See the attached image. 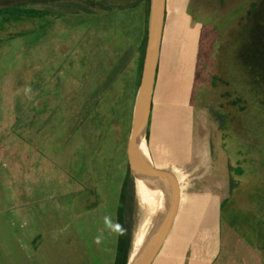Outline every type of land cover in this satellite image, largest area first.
Returning a JSON list of instances; mask_svg holds the SVG:
<instances>
[{"label": "rangeland", "instance_id": "1", "mask_svg": "<svg viewBox=\"0 0 264 264\" xmlns=\"http://www.w3.org/2000/svg\"><path fill=\"white\" fill-rule=\"evenodd\" d=\"M64 1L88 0H0V8L24 4L57 11L56 4ZM122 3L110 0L107 4ZM150 9L151 0L148 30ZM111 13H101L97 20L103 24L126 17L117 10ZM129 13L135 21L132 30L126 20L120 25H103L106 34L95 33L97 20L86 15L51 16L48 26L40 19L0 25V46L16 38L26 47L23 52L9 48L0 53V264L113 262L117 231L107 226L105 218L116 224L120 189L116 180L129 170L127 141L120 154L114 151L119 130H111L109 139L103 137L106 130L103 134L99 129L91 130L90 137V124L82 125L83 115L98 120V101L102 100L98 96L102 92L92 96L89 112L83 106L88 92L83 91L82 84L98 80L91 63L101 67L106 53L112 58L110 51L117 45L123 47L118 54L121 59L127 56L125 50L132 49L124 60V73L134 69L140 56L136 28L145 30L146 11L141 5ZM126 31L132 39L123 37ZM19 34L26 35L17 38ZM109 34L116 38L112 41ZM167 71L172 78L183 73L185 79L180 77L178 82L179 98L162 100L157 95L155 111L160 104L170 110L188 105L183 100L187 90L192 109L190 113L178 110L174 124L183 130L189 115L190 129L198 140L195 153L184 157L189 162L161 166L176 174L181 193L168 242L180 243L183 249L191 247L184 252L187 258L210 259L225 230H237L247 223L264 234V0H166L159 81ZM57 84L61 88L58 93ZM168 85L163 81L159 90L166 93ZM25 86L32 89L31 99L24 94ZM48 86L53 90L55 115L48 118L45 132L36 138L31 136L34 129L26 132L24 128L29 121L39 124L47 118L51 98ZM131 89L130 83L128 93ZM174 89L179 90L176 85ZM56 93L64 101L62 107ZM39 98L43 100V118L30 117ZM127 102L125 98L117 107L123 114L124 128V121L130 117L124 106ZM15 111L24 113L17 117ZM100 112L102 115L106 111ZM60 118H64V126L69 125L61 127ZM18 140L20 147L16 148ZM230 178L237 183L233 193ZM90 206L93 208L88 212ZM146 213L137 197L130 263L143 248L133 254L136 233L149 217ZM35 234L42 235L41 256L32 263L24 259L32 249L30 238ZM96 237L101 238L99 244ZM46 249L50 250L49 257H45Z\"/></svg>", "mask_w": 264, "mask_h": 264}, {"label": "crops", "instance_id": "2", "mask_svg": "<svg viewBox=\"0 0 264 264\" xmlns=\"http://www.w3.org/2000/svg\"><path fill=\"white\" fill-rule=\"evenodd\" d=\"M139 7L134 8V9H130V10H126V11H118L119 13H121L122 15H125L127 17V18L126 17L125 18L120 17V20L118 22L112 21V20H109V21L105 20L104 22H102L103 24H101L100 21L97 20L96 24L94 25L95 26L94 28L96 29L95 33H99V32L105 33L102 29L103 25L104 26L109 25V24L112 26L114 24L120 25L126 20H127L126 21L127 25L130 24V27L132 30L135 26V21L132 20V16H129V14H130L129 11L136 10ZM108 14H112V13L110 12ZM145 19H146V15L144 14V20ZM146 26H147V24H146V20H145V30L142 31L143 34H142V32H139V29H137L135 27L136 33H137L136 41L138 42V39H139V46L137 47V50H138V52H140V56L137 59V62H136L134 69L132 68L129 72L125 71L126 74L124 73V70L126 69L124 67L125 66L124 60L128 57V55H130V53H132V49L127 50V51L125 50L124 54L125 55L127 54V56H125L126 57L125 59L124 58L121 59L120 55H118V54L120 53V51L123 47H120V45H117L118 47H115V49L110 51L111 53H113L112 58H110V55H108L109 54L108 52L106 53V57L104 58L103 62L101 63V67L99 66V64H97L95 62L91 63V66L95 67L94 69L92 68L93 69L92 71L95 75H97L96 77L98 80L96 82H92V83L90 82V84L89 83L86 84L85 82L82 84L83 91L88 92L87 98L83 102L84 103L83 106L89 108L88 109V111H89L90 107H91L92 96H96V94H97L96 92L101 91L102 93L98 97H102V100L104 99V101H102V100L98 101L101 103H99L100 106L98 107L97 110H98L99 114H101L100 111H102V110L106 111L102 115L98 114V120L95 119L93 121L90 118V116H88L89 117L88 118L84 114L82 125H85L86 123L90 124L89 129H88V131L90 133V137H91V130H97L98 131V129H99V131L101 133L103 130H106L107 133H104V136H103L104 139L110 138L111 130H119L120 132L116 137L117 141L114 143V151H119V153L122 154L123 153V149H122L123 144L127 141L126 157H127L128 165H129L128 145H129V140H130L131 134H132L134 114H135V109H136V104H137V99H138V93H139L141 80H142V72H143V65H144L145 52H146V50H145L144 56H143V63H142V67H141L142 53L140 51V47L144 41L145 36H146V43H147V30L148 29H146ZM140 33L142 35H140ZM128 34L129 33L126 31L123 34V37L126 39H132V36L131 35L129 36ZM24 35H26V34H19L17 36V38L18 37L22 38ZM120 37L122 38V36H120ZM120 37H118V38H120ZM108 38L113 41V39H115L116 36L109 34ZM163 38H164V30H163V36H162L160 55H159V59H158V68H157L156 80H155L154 91H153V96H152V106H151V111H150V115H149L148 126L145 128V130L142 132V135H141L145 140V145H146V148L148 151L149 161L151 162V164L154 167L159 168V169H163L164 167H161V166H162V164H166V163L183 162L185 164V163L189 162L188 159L184 160V157L187 155H193L195 153V149H196L195 143H198V140L194 137L195 131L194 132L192 131V127L190 129L191 123L189 120V118H190L189 115L186 114L187 115L186 118H188V120L186 121V126L183 130L181 128H179V126L177 127L176 124H174L177 120L176 115H177L178 110L185 109L188 113H190V111L192 109V108H190L191 105H189L187 90H186V99H183V100H185L186 103L188 102V105L183 104L179 107L177 105L176 107L174 106V108H172L170 110V109H168L167 105L160 104L159 110L157 112L155 111V100H156L157 95L160 96L162 98V100L163 99L168 100L169 98H172V97H178L179 98L178 95H180L181 88L179 87L178 82L180 81V79L182 77L183 78L181 80L185 79L183 73L180 76L181 78L179 77V75L178 76L175 75L172 78V74L167 71L166 74L163 76L162 80L159 81L160 80V63H161V52H162ZM15 39L12 42H9V43H6V44H3L2 46H0V53L8 50L9 48H11L12 50H15V51H20V52H23L24 50H26V47L22 43H17L20 40L16 41ZM134 39L135 38H133V40ZM114 44H115V40H114ZM6 45H8V46H6ZM19 48H22L23 50H20ZM117 49H120V50L117 51ZM145 49H146V45H145ZM183 54L185 55V53H182L181 55L183 56ZM111 62H112V64H111ZM93 64H95V65H93ZM104 66L106 67V70H104L102 68ZM94 74H92V76H94ZM29 76H31V75H29ZM125 76H126V80H124ZM34 78H35V76L30 81H33ZM122 79L124 80V82L122 81ZM171 80H174V84L171 83ZM25 81H27V79H25ZM163 81H166L169 83L166 93H162V91L159 90V86L162 84ZM55 82L57 83L56 79H55ZM130 83H131L132 89H131V92L128 93V87H129ZM175 85H176V88L179 90L174 89ZM57 86H58V84H57ZM50 87L51 86H48L46 88L47 92H50L48 94H51V98L48 99V103L50 105H49V110H48L49 113H48L47 118L44 119V122L42 121L39 124H36V123L34 124L33 121H29L26 123L25 128H24V130L26 132H30V131H32V129H34L35 134H33L31 136H36V138H38L43 133L44 128L47 125L48 121L51 118H53L55 115V113L52 112V109H53L52 108L53 90H50ZM16 88H17V86H16ZM17 89L19 90V88H17ZM59 89H61L60 86H58L57 93H58ZM112 91H115L116 94L111 93ZM57 93H56V96H57ZM125 98L129 102V103L127 102V104H128L127 106L124 104V106L128 110V111L126 110V114L129 113L130 117H129V121L128 120L124 121V125H125V128H124L123 127V121L121 119V118H123V116H122L123 114L118 111L119 109H117V107H118L119 101H121V100L123 101ZM181 98H182V96H181ZM108 99H109V102L107 101ZM57 101H58L59 105H61L60 107H62L64 104V101L58 99V96H57ZM11 103L13 105V101H11ZM38 103H39V106H38ZM38 103H36V104L34 103L35 111L31 110V114L29 115L30 117L33 116L34 118H37V117L43 118V115H44L43 100H41L39 98ZM108 104H109V106H108ZM107 106L109 107L108 109H107ZM91 111L92 110H90L89 112H91ZM22 113H24V112L19 111L17 113L15 111L14 115H17V117H18ZM58 113H59V111H58ZM58 113H57V118L59 115ZM93 113H94V111H93ZM14 115H12V116H14ZM170 115H172V116H170ZM12 116H11V118H12ZM48 118H50V119H48ZM60 119H61V121H60L61 127H66L69 125L68 124V125L64 126L63 125V119L64 118H60ZM13 120H15V118ZM97 123L99 125H97ZM116 123H119L118 124L119 126H116L115 128H113L114 124H116ZM179 123H180V121H179ZM115 134H116V132H115ZM147 134H148L149 145H148L147 140H146ZM112 135H114V134H112ZM26 136H27V134H26ZM48 137H49L48 135L44 136V138H46V139ZM123 137H125V138H123ZM29 139L31 140V138H29ZM195 140H197V141H195ZM20 142H21V140H18L17 147L15 146L16 148L20 147ZM111 144H113V142H111ZM111 147H113V146H111ZM45 153H47V151H45ZM115 154H116V152H114V155ZM129 170H130V167H129ZM125 175H126V173L124 174V177L121 176L118 181L116 180V182L118 183L119 188H120L119 189V198H118V207H119L122 184H123V180L125 178ZM159 193H160L159 200H160V210H161V219H162L164 214H165L166 207H167L166 206V196L164 195V192L160 189H159ZM92 208H93L92 206L88 207V210H89L88 212H91L90 209H92ZM117 213H118V209H117ZM259 222H261V220H259ZM117 223H118V217L116 214V224ZM236 228H237V230H230L229 229V230H225L224 232L220 233V237H219V240L217 243L218 249H217L214 257L210 258V259H208V258L204 259V258H198V257L187 258L186 253H184V252L188 251V250L190 251L191 247H189V248L186 247L185 249H183L185 246L183 247V245L180 243L178 244L176 242H168V239H169L170 234H171V232H170L168 238L164 242V245L162 246L161 250L159 251V253L155 257L152 264H264V234L262 232H260L259 230L255 229L254 227H251V228L248 227L247 223L245 224V226L243 228L242 227L241 228L236 227ZM0 229H2V228H0ZM218 232H219V229H218ZM252 235L255 237V240L250 239V237H252ZM118 239H119V234L117 231V240L115 243L116 246H115L114 259H113V262L111 264H115ZM30 240H31V244H32V249H31L28 257L27 258L25 257L24 260L27 259L28 261L29 260L33 261L32 263H34L36 261L38 262V259L41 256L39 250L41 249L40 245L42 242V235L41 234H35V235H33V237L30 238ZM8 251L10 252V250H8ZM45 253H47V255L45 257L50 256V250L46 249ZM3 264H6V263L4 262Z\"/></svg>", "mask_w": 264, "mask_h": 264}, {"label": "water", "instance_id": "3", "mask_svg": "<svg viewBox=\"0 0 264 264\" xmlns=\"http://www.w3.org/2000/svg\"><path fill=\"white\" fill-rule=\"evenodd\" d=\"M165 17L166 0H151L147 46L128 145V159L130 174L135 182L138 179L155 182L156 187L166 196L167 207L162 219L153 220L141 252L128 264H152L172 229L180 204L181 193L176 175L172 171L154 167L149 159L138 151V142L148 126Z\"/></svg>", "mask_w": 264, "mask_h": 264}, {"label": "trees", "instance_id": "4", "mask_svg": "<svg viewBox=\"0 0 264 264\" xmlns=\"http://www.w3.org/2000/svg\"><path fill=\"white\" fill-rule=\"evenodd\" d=\"M110 0H88L87 2L78 1H64L56 4V10L51 8L46 9H35L28 8L24 4H15L11 6H5L0 8V19L1 24H7L10 22H18L22 19H40L42 21H49L48 17L63 18L65 16H79L86 15L91 16L93 20H97L101 13H110L114 10L126 11L130 9L137 8L143 5L146 11V23L149 11V1L150 0H122L123 3L119 5H109L107 4ZM96 8H99V12H96ZM50 23L48 22L47 26ZM46 26V27H47ZM44 28V30L46 29ZM146 45V36L140 47L142 53L141 57V67L143 63V56ZM148 138V134H147ZM132 183V184H131ZM230 192L237 188V183L230 178L229 179ZM136 187L135 179L131 176L130 170L125 175L123 180L120 201L118 207V224L123 226V235L119 234L118 246L116 252L115 264H128L132 249L133 236H134V213L136 205Z\"/></svg>", "mask_w": 264, "mask_h": 264}, {"label": "bare ground", "instance_id": "5", "mask_svg": "<svg viewBox=\"0 0 264 264\" xmlns=\"http://www.w3.org/2000/svg\"><path fill=\"white\" fill-rule=\"evenodd\" d=\"M138 151L148 158V151L145 145V140L141 136L138 142ZM132 184V183H131ZM136 194L141 202L142 206L146 210V214L149 216L146 217L143 223L141 224L138 232L136 233L134 239V253L140 250L146 240L147 234L150 231L153 220L161 219V210H160V200H159V189L156 187L155 182H150L146 180L138 179L135 183Z\"/></svg>", "mask_w": 264, "mask_h": 264}, {"label": "clouds", "instance_id": "6", "mask_svg": "<svg viewBox=\"0 0 264 264\" xmlns=\"http://www.w3.org/2000/svg\"><path fill=\"white\" fill-rule=\"evenodd\" d=\"M31 93H32V89H31V87L30 86H25V88H24V94L26 95V96H28V98L29 99H31L32 97H31ZM105 222H106V224H107V226L110 228V229H112V230H114V231H118V234H120V235H123L124 234V232H123V226L122 225H120V224H112L111 223V221H110V219L109 218H105ZM101 242V238L100 237H96L95 238V243H97V244H99Z\"/></svg>", "mask_w": 264, "mask_h": 264}]
</instances>
